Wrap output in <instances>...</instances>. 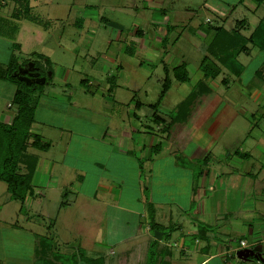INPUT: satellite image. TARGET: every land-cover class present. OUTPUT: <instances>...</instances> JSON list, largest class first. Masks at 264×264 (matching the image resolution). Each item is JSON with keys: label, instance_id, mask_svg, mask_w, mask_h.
<instances>
[{"label": "crops", "instance_id": "1", "mask_svg": "<svg viewBox=\"0 0 264 264\" xmlns=\"http://www.w3.org/2000/svg\"><path fill=\"white\" fill-rule=\"evenodd\" d=\"M65 1L70 3V0ZM29 2L27 0V5L31 8ZM165 2L166 0H94L88 2L83 11L108 8V13L113 15L114 8L126 6L135 11L141 8L150 10L154 13L151 24L157 26L159 31L153 36L157 41L162 38L157 33L160 34L161 31L164 34L169 22ZM242 2L243 0L239 1ZM6 3L7 0H0V7ZM64 5L67 7L68 4ZM20 6L19 2H12L13 9ZM261 6H264V0L255 5L252 13L255 14ZM14 13L16 12L11 11V7L4 11L0 8V25L3 28L9 27L8 34L0 29V67H6L12 54L9 45L5 46L8 40L13 49L14 44L17 46L20 55L17 56L18 63L20 58L28 61V67L25 66L29 70L35 67L31 62L35 57L45 56L48 59L56 51V46L43 44L51 40L49 36L52 32L49 33L47 29L23 16L14 17ZM159 13L162 16L157 17L156 14ZM86 14L90 16H84V21L97 23L98 18L104 21L102 27L107 24L113 28L108 35L109 39H106L107 45L103 44V48L96 52L99 54L97 61L101 63L98 72L103 73L105 79L114 85L111 90L108 88L109 96L101 95L103 109H98V113L104 114L99 116L103 121L92 131L80 130L65 122L73 116L79 118L78 114L73 115L70 111L87 109L90 106L89 100H79L77 90L68 88L71 86L68 75L72 69L67 68L63 72L64 68L59 66L62 77L50 81L52 87L60 85L61 98L54 92L55 95L51 96L56 99L45 103L42 99L49 94L43 90L30 127V132L38 134L43 142L49 143V147L41 150L28 146L26 154H23V157L27 155L23 161L30 156L35 159L31 179L32 193L27 195L26 200L28 209L34 210L36 207L35 211L40 213V207L49 197L45 192V200L40 205L41 200L35 198L39 194L38 189L47 191L56 188L61 178L68 177L83 198L81 216L87 217L83 222L85 225L91 223L94 227L98 225L97 230L104 234L107 247L96 249L99 250L96 257H102L104 264H143L150 245H153L158 261L155 264H264V70L255 67L251 75H245L253 47L263 52L264 49L247 43V51H241L236 56L237 62L242 66L241 72L236 74L235 65L232 71L216 61L220 72L214 78L204 77L199 66L202 57L198 63L192 64L185 57V52H181L184 59L180 61L185 63L188 76L190 67H194L198 75L193 79L189 76L188 89L184 88L185 91L180 92L169 103L166 113L158 112L168 120V112L191 94L193 101H190L189 108H183L175 116L171 125L160 130L158 123L152 120V111L148 106L156 100L158 92L154 98L146 99V102L137 100L139 107L132 103L133 96L128 100L127 97L122 99L118 96V80H124L127 71L122 62L117 63L116 48H112V44L108 42L127 39L140 42L142 51H138V54L145 55L148 65L154 68L158 61L162 65L166 61L159 58V52L153 54L138 19L134 20V28L125 30L126 34L119 19L115 20L116 18L99 12L96 17L92 12ZM240 20L243 22L238 23ZM260 22L264 23V14L259 15L253 24L245 17L237 19L233 28H237L242 36L248 37ZM171 25V34L167 30L166 35L176 40L175 24ZM86 28L75 31L74 36L61 30V34L54 39L56 45L61 46L62 52H68L65 57L70 58L69 54L79 50L80 41L90 42L89 47L94 41L100 42L101 38L97 34L101 30L91 28L90 25ZM208 32L204 34L210 35L207 40L209 42L213 33ZM65 37L69 38V42H64ZM122 44L117 45L118 49L122 48ZM202 49L206 51L205 46ZM141 63H138V67ZM18 68L22 74V71H26L21 69L22 64ZM83 80L79 82L82 91L95 98V83V87H92L91 80ZM149 80L146 81L144 90H140V86L136 84L134 90L144 92L147 96L151 84ZM0 81L9 82L3 79ZM218 81L223 84L225 91ZM11 84L13 88L10 95L7 98L0 97V121L5 123H9L15 113L14 107L8 106L15 90V84ZM181 85L180 83L179 87ZM1 86L8 88V91L10 89L7 85ZM131 86L134 85L125 83L128 89H133ZM157 86L158 83L154 88ZM173 87L175 86L171 81L164 96H169ZM198 94L201 96L197 97ZM195 101L198 102L196 108L193 105ZM206 101L210 105L205 111L202 110V105ZM40 107L46 111L43 110L42 117L37 119V109ZM135 133L139 134L137 139L134 138ZM136 158L141 159V170ZM20 167L22 171L25 170L23 162ZM146 191L147 195L144 196ZM52 202L58 204L56 201ZM1 211L3 212L0 208V213ZM158 229L162 231L160 238L154 236V231ZM36 235L33 236V251H36L35 243L39 237V262L36 253L17 259L2 252L0 263L60 264L53 259L54 249L48 239L52 236L51 232L44 231ZM241 240H245V244L241 245ZM78 248L76 246L74 249ZM81 249L84 252V248Z\"/></svg>", "mask_w": 264, "mask_h": 264}, {"label": "rangeland", "instance_id": "2", "mask_svg": "<svg viewBox=\"0 0 264 264\" xmlns=\"http://www.w3.org/2000/svg\"><path fill=\"white\" fill-rule=\"evenodd\" d=\"M93 1L94 0H70V3H68L65 0H30L29 4L31 8L29 7V11L27 13L24 10L27 0L16 9L12 8V2L18 3L17 0H7V3L0 7L2 11L11 7V11L13 10L19 12L20 16H23L28 21L35 23L43 29H47L49 33L52 32V34L49 36L51 40L49 42L47 40L45 43H43L56 46V51L52 55H48V65L46 64L45 56H42L43 58H38L39 56L36 58L33 56L35 58L31 61L32 63L37 61L36 65L39 67L40 72L46 70L45 74L42 76H45V78L47 77V81L49 82H46L44 85L45 88H43V90H46L45 93L48 92L49 95L42 100L45 103L54 101L56 98L51 96V94H54V92L58 97H60V92L62 91L60 89V85H57V87H52L51 85V81L56 80L58 77H62L59 71V66L64 68L63 72H65L67 68L70 70L72 69L68 75V81L71 84V86L68 88L76 89L78 99H88L90 106H88L87 109L77 108L75 110H71L70 113L73 115L78 114L77 116H79V118L74 116L72 118L70 117L65 123L72 127L76 126L80 130L88 131H92L93 129L97 128V125L103 121L99 116H104V114L98 113V109H103L101 95L104 94L105 96H109V94H107L108 88L111 90V86L113 87L114 84H111L108 79H105L103 73L98 72V70L100 71L101 63L97 61L99 54L96 52L98 49L103 48V44L107 45L106 39H109L108 35H110L109 33L113 28L105 23V27H102L101 24L104 21L98 20V18L96 19L97 23L84 21L86 19L84 16H90V14H86L87 12H92L95 14V17L96 13L99 12L101 15L104 14L105 16L108 15L107 17L116 18L115 20L119 19L118 21H120V23L124 26V32L125 30L127 31V28H134V20H139L138 22L140 23V26L145 30V35L148 39L147 41H149L147 43L151 45L152 51H154L153 54H158L157 52H159V58H164L166 61L165 63L168 65V68H170L168 75L175 86L169 91V96H164L162 99V105L160 109V112L162 113L167 112L168 106L170 105L169 103H172L176 97L179 96L180 92L185 91L184 88L188 89L189 76L193 79L195 75H198V71H196L194 67H190V74L187 81H178L174 78L171 68L181 63L180 59H184L181 56V52H185L187 55L185 57L188 58L190 63L196 64L198 63L200 57L203 58L204 55H207V52L202 48L204 46L206 47L208 42L207 40H209L208 37L210 35H205V32L209 31L208 34H214L215 26H223L224 28L230 30L235 26V21L242 17H245L250 24H253L255 23L256 18L258 19L259 15L264 14V6L258 8L255 14L252 13L251 10L256 5L253 0H243L242 3H239V0H166L164 3V8L166 15L169 17V22L168 25L165 26V30H168L170 33V29L173 28L171 24H175L174 31L176 35L174 38L176 40H172L170 35H166V31L164 34L160 31V34L157 33V35L161 37L166 36V39L161 42L160 39L157 41L154 40L153 36L156 35L158 28L157 26L151 24V18H154V13L152 14L150 10L141 8L139 11H135L133 8L126 6L123 8H114V16L108 13V8H95V10L86 9L88 11H83V9H85V5L88 4V2ZM65 3L68 4L67 7H65ZM93 14H91L92 18L94 16ZM100 14H98V16ZM156 16L160 17L162 14L159 13L156 14ZM87 25H90L91 28L101 30V32L99 33L98 31L97 34L101 38L100 42L97 43L94 41L89 47L88 44H90V42H87L86 40L80 41L79 50L74 51L72 55L69 54L68 56H70V58L65 57L68 52H62L61 46L56 45L54 39L57 38L59 34H61V30L64 31L65 34H72L74 36L75 31L86 30ZM8 28V26L3 28V25H0V29L6 34L9 33L7 31ZM1 30L0 33L2 34ZM68 37L63 39L64 42L68 41ZM108 43L112 44V48L115 46L118 54L117 63L122 62L123 68L127 71L126 78L124 80L122 78L118 80L120 81V86L117 89L118 96H121L122 99L127 97V100L133 96L132 103H135V101L139 99L145 101L146 99L149 100L150 97L154 98L157 92L159 94V91L161 90V83L165 75V72L162 68L163 65L158 61L155 68L149 66L146 56L143 54H138V51H142L140 49V42L135 43L127 39L122 42L116 40L112 41V43ZM120 44L123 46L122 48L118 49L117 45ZM6 45H9L10 54L13 53L16 56H20L17 52L18 49L15 48L14 50L10 41L7 40L5 42V46ZM126 48H131L133 53H128ZM180 49L181 51H179ZM253 49V53L248 58V67L245 71L246 76L251 75L252 70L256 69L255 67H257V69L260 67V69L264 70V52L259 51V49L256 47H253ZM19 61L20 64H22L21 69L26 70L28 67V61L24 60L23 58H20ZM139 62L142 63L138 67ZM220 77L221 75L218 76V78ZM81 79L91 80L93 82L91 85L92 87H95V83L96 99L89 96L88 94L90 93L85 94L82 91L79 85ZM148 79H150L149 82L151 84H149L150 91H148L147 96L144 94V92L134 90L135 88L133 87H137L138 85L140 86V90H144L146 81ZM126 82H128L129 85H134L131 86L133 89H128L125 87ZM218 82L219 86L223 87V84L220 83V81ZM156 83H158V86L155 89L154 86ZM180 83L182 85L179 87ZM2 84L9 86V91L8 88L2 87ZM135 84L137 86H135ZM12 88L13 85L11 83L5 81L3 83L0 81V97L7 98L10 95ZM222 90L225 91L226 89L223 87ZM200 96V94L197 95V97ZM192 101L193 99L191 100V103ZM197 104L198 102L195 101V104H193L194 108H196ZM209 105L210 103H207V101L204 102L202 105V108L204 106V109L202 110L206 111V108ZM40 106H43V104ZM144 106L146 107V105ZM119 109L122 110V108ZM43 110L45 109L41 107L37 109V119L42 117ZM55 121L58 124L60 123L59 120ZM138 137L139 134L135 133L134 138L137 139ZM32 152L34 151L32 150ZM23 153L26 154L25 152ZM24 157H27V155ZM71 182L72 181L68 177L61 178L60 181H58L56 188L48 189L47 191L43 188L38 189L40 195L38 194L35 198L41 200L40 205L44 202L42 200H45V192L49 197L47 198L49 199V202L45 201L43 203V206H41L39 209V213L35 211L37 210L36 207H34V210L28 209V205L26 204V200L28 199L27 196L25 197L23 208H21L22 205L20 201L9 197L6 191V184L0 180V208L3 210V212L1 211L0 213V257H2V252L9 255V257H14L17 259H24L30 257V255L33 253H36V257L39 258L37 262H39L41 258L40 245L38 243L39 237H37L38 240H36L35 243L36 251H33V236L36 234H42L44 231H47V233L51 232L52 236L47 238L50 239V246L54 249L52 252L56 254L58 252V255H60L59 260L61 264H69L66 260L65 262H62V260H64L63 258H68V256H71L72 253H75L76 249L74 248L76 246L79 247L80 250H82L81 247L84 248V253L89 257H96V255L99 254V250L96 249H103L104 247H107L108 244L106 241H104L103 232L97 230L98 225L94 227L91 223H87L85 225L83 222L87 220L85 214V217L81 216V210L83 209L82 206L84 205V202L82 201L83 198L74 188V185L71 184ZM145 195L146 194H144V196ZM51 200L58 202V204L55 205ZM78 214L80 215L78 216ZM29 215H32V217L29 218ZM161 227L162 226H160V228ZM158 230L160 231V229ZM2 242H4V244ZM63 245L65 248H63ZM114 250L117 251L116 248ZM44 253L45 249L42 251V254ZM156 262L158 261H156L154 253L149 257L146 255L143 264H153ZM78 263L82 264L83 262L78 261ZM3 264L7 263L4 261Z\"/></svg>", "mask_w": 264, "mask_h": 264}, {"label": "trees", "instance_id": "3", "mask_svg": "<svg viewBox=\"0 0 264 264\" xmlns=\"http://www.w3.org/2000/svg\"><path fill=\"white\" fill-rule=\"evenodd\" d=\"M17 1L20 5H22L23 2H26V0ZM254 2L260 4L263 0H254ZM24 10L26 13L29 11L27 4ZM15 12L16 13L13 14L14 17H19L20 13L17 11ZM241 22H243V20L238 21V23ZM165 39L166 36H163L161 42ZM247 43H251L254 46L264 49L263 22H260L248 37L242 36L237 28L227 30L223 26H215L214 34L206 45L207 55L203 56L199 64L204 77L214 78L218 75L220 67L217 62L232 71L233 65H235V68L237 69L236 74L240 73L242 66L237 62L236 56L241 51H247ZM13 47L14 49H17L15 44ZM126 49L128 53H133L131 48ZM38 58H41V56ZM45 60L48 65V60ZM34 62L35 63L33 64L36 65L37 61ZM19 66L20 63H18L17 56L12 53L6 67H0V79L15 84V90L11 99V105L15 108L14 116L9 123L0 121V180L6 184V191L9 197L19 200L22 205L21 208H23L25 197L32 193L31 179L35 163V159H33L34 157L31 156L23 161V152L26 151L28 146L41 150L47 149L49 143L43 142L38 134L30 132L31 124L34 122L35 108L39 97L42 94L44 85L47 82V77L42 83H36L34 79L26 82L24 79L19 78V76H21L18 72ZM163 70L165 75L161 83V90L159 91L156 100L153 103L148 104L152 111V120L155 123H158L160 130L166 129V127L171 125L176 119L175 116H178L183 108H189L190 101L193 98V95L191 94L175 109H171L167 114L168 120L160 116L158 111H160L162 99L171 85V80L168 75L170 68H168L166 63H163ZM171 71L176 80H188V73L184 62L173 66ZM45 72L46 70H43L40 74L44 75ZM80 81L83 82L84 80L81 79ZM134 104L136 107H139L140 105L138 101H135ZM157 148L158 145L154 147L155 150H157ZM137 161L141 170V159H137ZM22 162L25 167V170L23 171L20 167ZM144 194L147 195V191L144 192ZM152 247L153 245H150L148 249V257L155 253ZM53 259L60 263V255H58V253H53ZM63 259L62 262H65L66 260L69 264H79L78 261H82V264H104V259L102 257H87L79 248L75 253H72L71 256Z\"/></svg>", "mask_w": 264, "mask_h": 264}, {"label": "water", "instance_id": "4", "mask_svg": "<svg viewBox=\"0 0 264 264\" xmlns=\"http://www.w3.org/2000/svg\"><path fill=\"white\" fill-rule=\"evenodd\" d=\"M18 72L21 73L20 69L18 70ZM22 72H23V74L21 73V76H19V78L24 79L26 82H29L30 81L29 79H33L35 77V76H33L32 73H29L28 75L25 76L24 75L25 71H22ZM44 80H45V76H41V77H38V79H35L34 81L36 83H42V82H44ZM154 236L156 238H160L161 237V232L159 230H155L154 231Z\"/></svg>", "mask_w": 264, "mask_h": 264}, {"label": "flooded vegetation", "instance_id": "5", "mask_svg": "<svg viewBox=\"0 0 264 264\" xmlns=\"http://www.w3.org/2000/svg\"><path fill=\"white\" fill-rule=\"evenodd\" d=\"M35 67L30 68L29 70H26L24 75H28L29 73H32L33 76H35L33 79H38V77H41L42 75L40 74L39 68H37V65H34ZM37 75V76H36Z\"/></svg>", "mask_w": 264, "mask_h": 264}, {"label": "built area", "instance_id": "6", "mask_svg": "<svg viewBox=\"0 0 264 264\" xmlns=\"http://www.w3.org/2000/svg\"><path fill=\"white\" fill-rule=\"evenodd\" d=\"M207 21H208V19H207ZM29 80H31V79H29ZM34 80H35V79H34ZM8 106H12L11 103H8ZM240 244H241V245L245 244V240H241V241H240Z\"/></svg>", "mask_w": 264, "mask_h": 264}]
</instances>
